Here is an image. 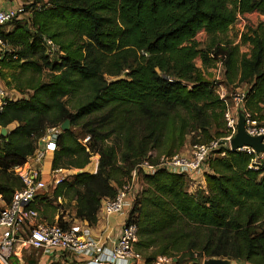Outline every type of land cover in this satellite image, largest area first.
I'll list each match as a JSON object with an SVG mask.
<instances>
[{"label": "trees", "instance_id": "trees-1", "mask_svg": "<svg viewBox=\"0 0 264 264\" xmlns=\"http://www.w3.org/2000/svg\"><path fill=\"white\" fill-rule=\"evenodd\" d=\"M27 1L24 26L20 20L0 24V41L12 48L0 64L15 63L22 75L30 74L25 88L32 90L9 99L0 113V126L7 129L0 136L6 204L22 186L13 167L34 151L47 126L65 120L70 128L56 138L50 169L76 171L30 204L48 222L64 204L94 225L102 199L116 194L149 150L172 153L193 132V144L211 131L223 136L218 129L225 128V103L214 83L198 74L197 57L204 67L222 57L226 82L244 84L245 108L264 119V22L249 24L237 43L223 38L237 13L264 15V0ZM200 31L207 44L196 40ZM47 39L65 54L53 59ZM44 68L55 73L49 80H40ZM92 156L94 172L85 170ZM250 157L219 148L203 187L166 170L143 177L129 216L146 262L167 255L176 264L213 257L264 264V166L249 169Z\"/></svg>", "mask_w": 264, "mask_h": 264}, {"label": "built area", "instance_id": "built-area-1", "mask_svg": "<svg viewBox=\"0 0 264 264\" xmlns=\"http://www.w3.org/2000/svg\"><path fill=\"white\" fill-rule=\"evenodd\" d=\"M25 13L29 15L24 10L23 4L14 3L6 7L0 4V24L20 20ZM250 14L256 15L264 22V15L257 12ZM246 17L247 14L237 13L235 22L238 21L241 27H239L238 39L235 43L239 42ZM45 43L48 51L51 52L54 43L49 39ZM7 50H9L8 45L0 41V58ZM215 65L218 69L216 78H219L221 71L223 75L222 57L215 60ZM214 90L225 103L223 120L226 135L205 143H195L188 151L164 153L156 149L149 150L134 164L121 185L117 187L116 194L102 199L99 212L104 220L107 221L115 214L122 217V222L115 231L105 227L93 233L87 227L80 228L68 222H48L39 209L30 206L35 196L42 194L48 184L54 188L63 179L57 173L61 169L51 170L48 166L52 152L56 148V138L62 129L60 125L47 126L37 140L34 151L26 156L21 165L13 167L15 174L22 181V186L14 191L11 201L7 204L0 194V264H20L21 254H26L30 250L35 253L54 251L56 260L62 264L144 263L146 260L143 254L136 248L137 226L129 216L135 198L144 186L142 183L144 176L152 175L158 170H166L184 174L195 184L204 185L205 176L211 172L209 159L221 147L231 149L230 140L236 133L239 112L244 115L246 133L250 136H262L264 144V124L257 123L252 113L244 106L246 88L237 87L231 103L226 101V90L221 85L214 84ZM9 99L7 92L0 85V113ZM1 128L0 126V136ZM237 150L251 156L247 165L249 169L258 170L264 166V151L257 152L249 146H243ZM31 160H34L36 164H32ZM46 174L49 175L48 179L45 177ZM13 256L15 258L12 260ZM170 263H174V260L167 255H157L153 261L145 262V264Z\"/></svg>", "mask_w": 264, "mask_h": 264}, {"label": "rangeland", "instance_id": "rangeland-1", "mask_svg": "<svg viewBox=\"0 0 264 264\" xmlns=\"http://www.w3.org/2000/svg\"><path fill=\"white\" fill-rule=\"evenodd\" d=\"M10 1V0H7ZM15 1L16 4H25V2L28 1L27 0H13ZM29 15L27 13H25L22 17H20V25H23V22L25 21V19L28 17ZM257 16L253 15V14H247V17L244 18V27L243 29L246 30L247 26L249 24L252 23H256L257 22ZM14 24H10L8 26H5L4 29L8 30L10 28H12ZM239 27H241L239 25V22L236 21L231 28H229L226 33L224 34L223 38L225 40H229V41H233L234 43L236 42V40L238 39V33H239ZM243 30V31H244ZM196 40L201 43V45L203 44H207L208 43V39L207 36L205 34V32L200 31L197 35H196ZM75 47V45L73 46ZM9 51L12 49L11 46H8ZM240 50L242 52H245L248 50L246 45H241L240 46ZM65 54L64 49L61 46H58L57 44H54L53 46V50L51 51L50 55L53 59L58 58V56ZM195 65L197 67V71L198 74L200 75V77L202 79L208 80L213 82L216 86L221 85L225 90V96H226V101L228 103H231L235 89L237 87H239L240 89H245L246 87L244 86V84H240V85H233V84H229L228 82H226L224 75H222V71L219 75V78H216V74H217V66L215 65V62L212 60L210 61L209 65L207 67H204L202 65L201 59L199 57H197L195 59ZM42 75L40 80H49L51 78V74H55L52 71H50L49 69L44 68L42 70ZM28 76H30V74H25L22 75L20 73V69L18 67L15 66V63L12 62H7L4 63L3 65L0 64V85L5 89V91L8 94V98H12V99H18V98H22L25 95H27V93L31 94L32 90L25 88V83L26 80L28 78ZM19 85L21 88H19ZM181 117H187L185 115V113H181L180 114ZM256 122L259 124H264V119H257L255 118ZM180 122V120H176V124H178ZM219 132H222L223 136L226 135V129L225 128H220L218 129ZM177 134V133H176ZM193 134H195L194 132L189 134H186L184 137V142L182 145H179L178 147L174 148L172 151L173 152H178V151H188L190 149V147L192 146V136ZM171 135V127L167 126V132H166V136L169 137ZM223 136H217V135H213L212 131H211V135L209 138H203V137H196V140H199L198 142H208L211 139H217ZM170 145V143H169ZM170 146L164 148L163 150L167 151V149H169ZM172 152V153H173ZM32 164H36L34 162V160H31ZM96 164H97V157L96 156H92L90 162L85 166V170L90 171V172H94L96 169ZM47 168V163L45 162V169ZM75 172V169H61L59 170L57 173L59 176L65 178L67 176H70L71 174H73ZM47 179L49 178V175L46 174L45 176ZM144 183V181L142 182ZM197 185V184H196ZM198 186H205V184L200 185L198 184ZM52 189V185L48 184L47 189L45 190L46 192H50ZM72 207L71 206H65L64 204L60 205V210H62L64 213L66 212V210H71ZM47 214V213H46ZM62 220V219H61ZM30 250V249H29ZM25 253V251H24ZM143 254V253H142ZM22 258H21V263L20 264H42L43 261H41L40 258V254L39 253H35V251H27L26 254H21ZM144 256V255H143ZM15 258V256L12 257V260ZM33 258V260L31 259ZM26 259H28V261H25ZM23 260V261H22ZM145 260V259H144ZM146 262V261H145ZM142 263V264H145ZM234 264V262H232ZM170 264H174V263H170ZM176 264V263H175Z\"/></svg>", "mask_w": 264, "mask_h": 264}, {"label": "crops", "instance_id": "crops-1", "mask_svg": "<svg viewBox=\"0 0 264 264\" xmlns=\"http://www.w3.org/2000/svg\"><path fill=\"white\" fill-rule=\"evenodd\" d=\"M14 3H15V1H13V0H10V1L0 0V4L2 6H5V7L9 6L11 4H14ZM10 99H12V98H10ZM13 126H14V124L10 125V127H13ZM51 158H50V161L48 163L49 167H50V164H51ZM58 214H61L62 222H68V223L76 225V226H78L80 228H83V227L86 228L87 227L93 233H97V232H99L101 229H103L105 227L108 228L111 231H115L116 227H119V224L122 222V217L120 215H117V214H115L113 216H110L108 218V220L106 221V220L103 219L101 212L98 211V220H97V222L94 225H89L87 221H85V220H83V219H81L79 217H76L74 208H72L70 211L66 210L65 213L62 210L58 209L53 214V219H54L53 222L57 221ZM39 254L41 255L40 256L41 261H43L42 264H49L52 261H56L55 252L54 251L39 252Z\"/></svg>", "mask_w": 264, "mask_h": 264}, {"label": "water", "instance_id": "water-1", "mask_svg": "<svg viewBox=\"0 0 264 264\" xmlns=\"http://www.w3.org/2000/svg\"><path fill=\"white\" fill-rule=\"evenodd\" d=\"M62 131L70 128L69 120H65L61 125ZM7 129L5 127L1 128V135H5ZM243 146H249L254 148L257 152L264 151V144L262 143V136H250L245 131V118L244 115L238 113V124L236 133L230 140V148L232 150H237ZM202 264H233L228 258H207L204 259ZM241 264H245L242 262Z\"/></svg>", "mask_w": 264, "mask_h": 264}]
</instances>
